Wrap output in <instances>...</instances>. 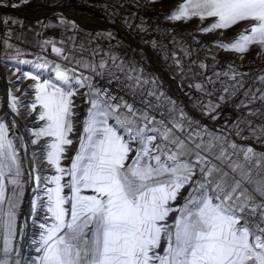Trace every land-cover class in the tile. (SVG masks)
Wrapping results in <instances>:
<instances>
[{"label":"snow or ice","instance_id":"obj_1","mask_svg":"<svg viewBox=\"0 0 264 264\" xmlns=\"http://www.w3.org/2000/svg\"><path fill=\"white\" fill-rule=\"evenodd\" d=\"M168 18H213L201 29L203 32L243 23L244 29L228 42L218 41L217 47L241 55L253 45L264 49V0H183ZM52 50L62 53L54 45ZM35 67L48 69L49 65L44 62ZM53 70L55 82L42 79L38 73H24L25 78L36 81L31 109L39 106L38 119L43 122L32 130L31 143L49 138L42 146L44 158L58 173L51 177L54 186L45 193L43 206L50 217L40 224L39 246L35 249L38 255L25 264H264V202L257 203L244 188V182L254 184L253 191L264 197V180L252 179L249 162L257 154L251 147L232 143L228 145L232 153L223 143L212 141L190 147L187 140L191 137L182 140L163 121L126 102H112L115 97L94 87L89 77L74 76L60 65ZM85 86L89 88L86 95L90 107L79 149L66 170L60 161L65 146L73 143L69 138L76 115L73 98L78 88ZM259 99L264 100V94ZM10 107L17 110L14 96ZM173 127L182 125L174 123ZM157 139L161 142L156 143ZM214 141L219 142L220 137H214ZM241 152L243 163L231 159ZM208 154L227 163L230 171L212 163ZM262 160L264 154L255 159L256 165ZM197 170L199 178L193 180ZM22 175L15 141L0 119V233L4 256L0 264H11L13 251L19 255L12 241L16 209L23 196ZM65 175L70 177L67 184L61 182ZM36 180L39 182L38 175ZM188 184L192 187L183 205L173 207ZM8 186L13 187L11 197H6ZM66 187L71 189L68 196L64 195ZM40 206V197L34 198L33 212ZM172 213H177L176 218L168 223ZM162 241L166 244L160 252Z\"/></svg>","mask_w":264,"mask_h":264},{"label":"built area","instance_id":"obj_2","mask_svg":"<svg viewBox=\"0 0 264 264\" xmlns=\"http://www.w3.org/2000/svg\"><path fill=\"white\" fill-rule=\"evenodd\" d=\"M46 2L49 5L36 9L45 6L69 9L66 5L69 4L84 8L79 13L87 16L98 17L96 12L102 13L105 18H99L110 24L105 25L107 28L115 30V38L96 43L90 34L79 29L46 27L44 19L57 13L55 9L47 14L25 16L34 26L30 42L26 39L29 25L25 21L10 22L0 18V39L18 45L23 51L19 54L21 58L43 57L53 67L60 65L74 76L89 77L94 87L107 90L109 96L115 97L112 102H126L156 121H163L182 140L191 137L187 140L190 147L201 141L205 144L212 141L218 145L223 143L232 153L228 145L235 143L251 147L257 154L255 159L264 154V100L259 99L264 94V80H261L264 52L246 60L226 57L210 47L204 38L181 28L168 18V11L162 5L150 0H44ZM87 10H92L94 15H89ZM133 13L137 18L123 22L127 14ZM53 42L63 46L61 56L47 49ZM191 97L196 101L195 106L189 102ZM225 110L239 113L252 131L240 134L214 120V114ZM174 123L182 128L173 127ZM217 136L219 142L214 141ZM208 159L224 171H230L227 163L222 164L214 155L208 154ZM231 159L243 163V153L232 155ZM255 159L249 162L252 179L264 180V160L256 165ZM198 178L197 170L194 180ZM254 187L244 182V188L255 196L257 203L264 202V197L253 191ZM27 229L26 226L18 242L19 255L10 253L11 264L17 260L24 264L34 251L31 246L35 243L30 241ZM2 249L3 234L0 233V259L4 258Z\"/></svg>","mask_w":264,"mask_h":264},{"label":"rangeland","instance_id":"obj_3","mask_svg":"<svg viewBox=\"0 0 264 264\" xmlns=\"http://www.w3.org/2000/svg\"><path fill=\"white\" fill-rule=\"evenodd\" d=\"M42 1L44 2V0H0V11H2L1 20L21 22L22 20L20 17L25 18V16L28 14L40 15L41 13H37L36 11H34V9L37 8L36 6L42 4ZM150 1H158L162 3V6L168 11V15H170L172 11L176 9L180 3L183 2V0ZM45 4L49 5V2H46ZM66 5L70 10H72L73 6L69 4ZM60 9L64 11L67 10L63 7H60ZM53 10H55V7L52 9V11ZM57 13L61 14V18L59 17L56 23L67 26L68 28H71V26L75 23V25L79 24V30L84 31L85 33H105L107 29H109L107 28V26L102 25L101 22L90 23L87 21H83L80 17H74L76 19L75 20L61 12ZM57 13H55L54 15H56ZM87 13L89 15H94L91 14L93 13L92 10H87ZM18 14L20 15V17L18 16ZM82 14L83 13L78 14V16ZM95 15L98 17H104L103 14L99 12H96ZM53 16L47 17V19L45 20H50ZM25 19L26 20H24V23H27L29 25V33L26 39L31 42L33 41L34 37V26L30 21L31 19ZM179 22L183 24L187 30L192 31L207 40L214 49L218 50L226 57H236L241 60H246L253 56H256L259 53L264 52V49H262L258 45L251 46L250 49L243 55L232 51H226L220 47H217L218 41L228 42L232 40L242 29L245 28V26L241 25L242 28L239 29L238 27L240 26V24H237L226 30L218 29L212 32H203L201 29L208 27L213 22V18H208L203 21H201L199 18H192L187 21L181 20ZM53 45L57 48L62 49L63 53V46L58 42H53L51 45H47V49L50 50L51 53L57 54L52 50ZM22 52L23 51L18 48V45L3 38L0 39V119H2L3 122L7 124L10 130V136L15 141L23 173L21 177L23 182V196L19 199V207L16 209V231L12 244L15 248L18 247V237L21 235V229L23 230L22 232H25L24 230L27 226V230L30 233V241H33L35 243L33 246H31V249L35 251L36 247L39 246L36 242L39 240L41 232L40 224L45 222L46 217H50V214L46 212V208L43 206L47 200L45 193L49 187L54 186L51 183V177L54 175H58V173L56 169L52 165L48 164L47 160L44 158L45 152L42 146L47 144L49 138H41L39 143L35 145L31 143L32 139H34L32 130L41 127L43 122L38 119L40 111L39 106H37V109L35 111L31 109V104L35 100V89L33 85L36 83V81L32 80L31 78H25L24 73H38L42 79L54 80V67L50 65L48 59L43 57L39 58L38 56L28 55L25 58H21L19 54H21ZM62 53L57 54V56H61ZM44 62L48 63V69H37L35 67L36 64ZM73 83H75V81H73ZM86 93H89V88L87 86L79 87L78 94L73 98L74 104L76 105V107L74 108V112L76 113V115L73 117V132L69 134V138L73 141V143L71 145L65 146L66 150L60 161V166L66 170L70 169L72 159L79 149L81 133L83 131V121L86 117L87 110L90 107L89 103L87 102L89 97L86 95ZM12 96L17 98L16 111H13L10 107ZM221 117L223 118L225 117V115H222ZM156 143L159 142L156 141ZM133 147H135V145H133ZM134 155L135 152L130 154L129 162L131 161V157ZM33 168H35L36 171H33ZM37 175L39 176V182H37L36 180ZM69 181L70 177L65 175L63 176L61 182L67 184ZM189 190L190 184L186 185L181 190L180 195L172 204V206L176 207L180 206V204L183 205L185 199H182V196L187 195L189 193ZM70 193L71 189L66 187L64 189V195L68 196L70 195ZM12 194L13 187L8 186L6 189V197H11ZM85 194L91 193L86 192ZM36 197H40L41 206L38 207L35 212H33L32 209V212L28 214L26 212V204L29 202L32 204V200ZM5 208H7V200L5 201ZM34 251H32V253L29 255V259L27 261L38 255L35 253L36 251Z\"/></svg>","mask_w":264,"mask_h":264},{"label":"trees","instance_id":"obj_4","mask_svg":"<svg viewBox=\"0 0 264 264\" xmlns=\"http://www.w3.org/2000/svg\"><path fill=\"white\" fill-rule=\"evenodd\" d=\"M42 5H45L44 2H42V4H40L39 6L36 7H41ZM84 8H80L78 6H73L72 7V11L79 13L81 11H84ZM93 14V13H91ZM18 16L20 17V15L18 14ZM137 14H127L124 18H123V22H129L132 19L137 18ZM59 17L61 18V14L57 13L56 15H54L50 20H45L47 18L44 19V25L46 27H52V26H63L61 24L56 23L57 20L59 19ZM22 21L26 20L23 17H20ZM54 19V20H53ZM63 24V23H62ZM67 27V26H64ZM71 29L73 30H78L79 29V24L75 23L71 26ZM92 37L93 40L96 43H100L102 41H106V40H112L115 38L116 32L114 29L109 28L107 29V31L105 33H90L88 32ZM201 37V36H200ZM210 47L213 48V46L211 44H209ZM189 102L195 106L196 101L194 98H189ZM226 112V113H225ZM222 115H225V117H221ZM214 120L222 122L224 125H226L227 127L239 131L240 134H249L252 131V127L243 119H241L239 117V113L237 112H233V111H229V110H225L222 111L221 113H216L214 114ZM24 235V232H22V234L18 237V242L21 240V237ZM18 249V247H16ZM13 254H16L15 251H13Z\"/></svg>","mask_w":264,"mask_h":264},{"label":"bare ground","instance_id":"obj_5","mask_svg":"<svg viewBox=\"0 0 264 264\" xmlns=\"http://www.w3.org/2000/svg\"><path fill=\"white\" fill-rule=\"evenodd\" d=\"M54 7H51V6H45L44 8H40V9H34V11H36L37 13H41V14H47V13H50L52 12V9ZM66 12L68 14H70L72 17H80L83 21H87V22H90V23H94V22H101L103 23V20L100 19L99 17H95V16H87L85 14H82L80 16L78 15H73L72 11L67 9ZM245 26L243 23L240 24V26L238 27L239 29L242 28V26ZM233 31V30H232ZM237 31V30H236ZM26 212L28 214H30L32 212V204L29 202L26 204Z\"/></svg>","mask_w":264,"mask_h":264},{"label":"crops","instance_id":"obj_6","mask_svg":"<svg viewBox=\"0 0 264 264\" xmlns=\"http://www.w3.org/2000/svg\"><path fill=\"white\" fill-rule=\"evenodd\" d=\"M154 2V1H153ZM154 3H157V4H160V5H163L162 3H160V2H154ZM5 11V10H4ZM1 12L2 11H0V18H1ZM170 16V15H169ZM173 22H175L177 25H179L180 27H182L183 29L185 28L186 29V27H184V25L183 24H181L179 21H175V20H172ZM193 180H194V177H193ZM180 205H182V204H180ZM176 215H177V213H172L171 215H170V217H169V220H168V223H172L174 220H175V218H176ZM166 244V241H162V244H161V248L159 249V251L160 252H163V247H164V245Z\"/></svg>","mask_w":264,"mask_h":264},{"label":"water","instance_id":"obj_7","mask_svg":"<svg viewBox=\"0 0 264 264\" xmlns=\"http://www.w3.org/2000/svg\"><path fill=\"white\" fill-rule=\"evenodd\" d=\"M56 9V11H58V12H61V13H63V14H66V15H68L70 18H73V19H75L74 17H72L70 14H68L66 11H64V10H62V9H60L59 7L58 8H55ZM20 13V12H19ZM72 13H73V15H78V14H81V13H74L73 11H72ZM76 20V19H75ZM109 23L108 22H106V21H104L103 20V23H102V25H108ZM110 25V24H109Z\"/></svg>","mask_w":264,"mask_h":264}]
</instances>
